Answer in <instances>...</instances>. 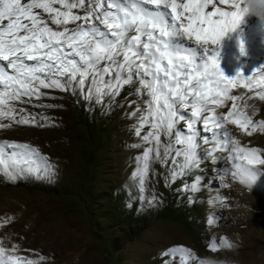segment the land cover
Here are the masks:
<instances>
[{"label":"rangeland","instance_id":"obj_1","mask_svg":"<svg viewBox=\"0 0 264 264\" xmlns=\"http://www.w3.org/2000/svg\"><path fill=\"white\" fill-rule=\"evenodd\" d=\"M238 39L245 44L243 56ZM218 60L226 78L237 72L245 78L251 75L264 65V25L245 16L238 30L221 41ZM136 87L125 86L114 101L104 104L51 89L42 90L47 98L14 102L17 109H26L21 115L35 117V124L0 128V141L35 147L54 171L0 179V244L9 249L16 245L17 255L39 264H172V257L161 254L173 246L191 253L186 264H264V166H255L262 173L255 183L241 185L231 175L230 162L221 159L227 153L218 150L173 179L177 165L171 157L161 163L153 152L141 189L132 175L136 158L155 141L147 144L135 134L137 119L129 114L144 106ZM231 94L242 97L235 102L239 111L264 120V113L257 111L264 101L254 92L236 88ZM225 126L231 137L264 158V133L249 136L234 124ZM149 130L145 126L141 136ZM213 146L202 143L199 151L203 155ZM212 157L221 162L214 163ZM176 160L182 163L183 157ZM197 176L201 182L196 191L182 190ZM217 196L227 199L217 202ZM213 240L231 247L220 244L212 250Z\"/></svg>","mask_w":264,"mask_h":264},{"label":"snow or ice","instance_id":"obj_2","mask_svg":"<svg viewBox=\"0 0 264 264\" xmlns=\"http://www.w3.org/2000/svg\"><path fill=\"white\" fill-rule=\"evenodd\" d=\"M245 12L241 0H0V128L35 124V117L21 115L26 109H17L14 102L47 98L43 89L104 104L114 101L125 86L136 84L144 106L129 114L137 119L135 134L147 144L155 141L136 158L132 175L141 189L153 152L161 163L171 157L179 168L171 172L175 179L199 167L205 155L222 150L227 156L221 159L230 162L232 177L241 185L255 183L262 175L255 166H264V158L256 148L231 137L225 123L249 136L264 133V120L239 111L235 102L242 97L231 94L244 88L264 101V65L246 78L237 72L229 79L218 60L221 41L238 30ZM237 43L246 54L244 41ZM257 111L264 113V107ZM145 126L150 130L141 136ZM202 143L214 146L202 155ZM177 157L183 162L178 163ZM53 171L54 165L35 147L0 141V179ZM195 181L182 190L196 191L200 177ZM226 199L216 197L217 202ZM220 244L231 247L227 241L213 240L210 248L216 250ZM17 251L16 245L9 249L0 244V264H39ZM161 255L172 257V264H186L191 253L184 246H173Z\"/></svg>","mask_w":264,"mask_h":264},{"label":"clouds","instance_id":"obj_3","mask_svg":"<svg viewBox=\"0 0 264 264\" xmlns=\"http://www.w3.org/2000/svg\"><path fill=\"white\" fill-rule=\"evenodd\" d=\"M241 3L246 10L245 16L255 17L261 25H264V0H241ZM238 51L240 52L239 46ZM240 55L243 56L241 52Z\"/></svg>","mask_w":264,"mask_h":264}]
</instances>
